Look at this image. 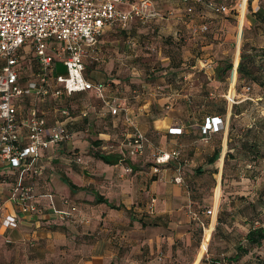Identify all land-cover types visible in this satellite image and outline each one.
<instances>
[{
  "label": "crops",
  "instance_id": "1",
  "mask_svg": "<svg viewBox=\"0 0 264 264\" xmlns=\"http://www.w3.org/2000/svg\"><path fill=\"white\" fill-rule=\"evenodd\" d=\"M259 4L258 0V8ZM259 12L264 15L262 6ZM253 22V19L248 20L250 25ZM215 24L213 35L216 39L226 23L222 20ZM255 43L258 47H264V34L259 35ZM185 51L188 53L189 50ZM165 72L170 73L171 69ZM190 73L188 71L187 75ZM163 82L159 77L154 84V92L145 94L144 100H141L143 96L138 95L136 103L126 106L141 132L159 148L164 151L179 150L180 160L184 161L181 170L183 184L173 182L176 176L173 163L164 166L156 176L151 173L150 149L143 157L134 160L126 159V150L120 147L116 152H101L125 157V161L114 165L94 160L91 155L93 139L89 134L93 132V126L88 109L70 111L69 117L60 118L53 108L46 115L48 125L56 127L64 124L74 136L71 141L56 148L39 152L38 160L32 165H42L44 168L42 175L33 179L38 205L36 215L21 216L11 201L18 183L27 184L30 180L24 178L18 182V174L0 165V264H212V261H227L235 255L237 246L245 242L254 210L261 211L257 214L264 219V209L259 204L256 207L253 205L260 194L255 188L262 181L264 185V168L260 177L254 180L248 176L251 173L248 171L251 170L250 165L241 170L232 168L234 172L224 170L223 173L222 169L232 104L224 90L227 93L230 91L229 94L234 91L235 97L237 73L234 84L230 79L223 90L220 89L221 83L213 78L205 85L188 80L184 82L186 87H181L182 91L170 94L161 90L160 84ZM151 85L147 84L148 87ZM203 87H212L208 95L197 94ZM157 88L160 90L157 91ZM190 93L193 99L202 102L215 95L226 99V113L221 116L222 129L216 134L221 139L219 162L215 165L217 174H196L199 168L196 167L199 163L197 160L206 152L196 140L201 138L199 124L205 116L199 111H190L189 104L194 101L190 100ZM156 94L160 96L156 102L165 103L160 112H154L151 106ZM246 99L243 97L233 103L241 104ZM174 102L178 105L174 106ZM85 110L87 117H82L81 112ZM94 115L96 119L107 121L103 128L95 129V139L107 143V147L100 148L102 151L111 149L113 146L109 143L114 140L115 133L121 136L127 129L123 117L119 115L118 119L115 118L102 106ZM242 115L244 112L235 115V118L243 119ZM80 119L88 120L87 127L80 128V121H83ZM113 120L120 126L117 130L108 124ZM254 120V116H249L246 127H251ZM178 126L182 129L181 134H171L170 128ZM188 143L193 146L188 153L189 156L193 152L192 158L181 150ZM212 151L209 149L207 154ZM77 158L80 162H77ZM126 167L131 169L130 173L125 172ZM66 180L74 188H70ZM238 187L240 197L244 198L240 202L236 198ZM99 197L108 205L96 204L95 200ZM64 199L68 201L67 205H63ZM151 200H154L152 212L149 211ZM111 205L115 208L111 209ZM53 207L66 211L75 207L76 211L70 221L61 222L52 214ZM207 210H213L214 214L207 216ZM193 214L198 215V220L193 218ZM5 216L16 217L17 227H2L1 220ZM54 224L56 226H52ZM200 230L205 236L198 252L196 239ZM208 243L209 250L204 256ZM251 255L252 252L236 264H252V261H247Z\"/></svg>",
  "mask_w": 264,
  "mask_h": 264
},
{
  "label": "built area",
  "instance_id": "2",
  "mask_svg": "<svg viewBox=\"0 0 264 264\" xmlns=\"http://www.w3.org/2000/svg\"><path fill=\"white\" fill-rule=\"evenodd\" d=\"M168 0H0V165L18 174V182L27 178V184L18 183L11 198L21 216L38 213L33 179L44 171L42 165L32 166L39 152L48 151L72 140L74 133L64 124L48 125L45 111L35 103L58 99L76 93L94 96L111 115H121L127 126L123 132L121 150L126 159L143 157L149 141L139 129L126 103L110 96L109 84L90 79L85 75L84 58L88 50L95 48L98 38L108 30L129 29L134 25L148 26L159 20H167L171 9L163 13L159 4ZM228 1L234 2L229 6ZM185 10L206 9L215 16L236 11L244 16L249 0H177ZM258 6L253 8L257 10ZM243 11V13H242ZM243 14V15H242ZM211 22L203 20L189 26L191 38L209 33ZM29 53L27 52V50ZM62 63L66 75L55 74V66ZM212 60H199V69H214ZM249 89V88H248ZM159 88H157V91ZM31 96V106L23 109V101ZM122 101V102H120ZM57 117L67 118L70 109L55 106ZM87 117V111L81 112ZM223 125L220 116L206 117L201 126L204 142ZM181 128L172 127L170 133L180 135ZM151 173L158 175L161 169L173 163L176 176L173 182L183 184L179 150L164 151L150 148ZM125 157L120 162L125 161ZM77 162L80 159L77 158ZM130 173L129 167L125 168ZM63 205L68 201L64 199ZM154 204V200H151ZM51 206L53 204L51 203ZM76 211L52 208L55 219L70 221ZM213 210L206 215L212 216ZM198 220V215H192ZM16 217L5 216L1 226L14 229Z\"/></svg>",
  "mask_w": 264,
  "mask_h": 264
},
{
  "label": "rangeland",
  "instance_id": "3",
  "mask_svg": "<svg viewBox=\"0 0 264 264\" xmlns=\"http://www.w3.org/2000/svg\"><path fill=\"white\" fill-rule=\"evenodd\" d=\"M259 2L264 8V0H259ZM165 3L159 4L158 9L163 13H166L168 9L173 11V14L170 15L167 20H159L143 27L134 25L128 30L127 34L119 29L105 31L100 36L95 48L88 50L84 58L86 76L90 79L107 82L109 84L110 96L121 99L127 105L136 103L135 98L142 89L146 90V94L151 93L156 87V85H154L156 82L155 80L159 78L160 72H163L162 70H168L171 66H183L186 68L184 75L181 79L177 80L180 88L186 87L184 82L188 80H196L202 84H204L203 82L206 84L209 83L210 80L214 78L215 73L211 68L205 70L199 69V60H212L215 64L219 60H228L234 68L235 61L238 60L239 62L240 51L249 54L245 51L250 52L248 47L252 46L255 42L254 40L259 36V31H262V29H254L252 25L248 23V20L252 21V14L250 11H253V8L257 6L258 0H249L245 14L243 18L241 16L240 19L236 11H232L228 15L215 16L206 9H201L199 13L197 7L191 9L189 13L185 10L187 6L179 5L177 0H174L171 4ZM228 4L232 6L234 2L228 1ZM190 17L194 20V24H199L203 20L210 21L212 27L209 33L194 39L191 38L189 30L183 23L184 18L190 19ZM222 20L226 23V27H224L225 34L224 37L218 41L214 39L213 35L217 26L215 23ZM175 29L178 30L177 39H169V34ZM203 44L206 46H203ZM185 49L189 50L188 53ZM26 50L29 53L28 49ZM258 62V66L262 67V71H264V61ZM55 67V74L66 75V68L62 63H57ZM188 71H191L192 74L190 73L187 75ZM230 75L228 76L227 82L221 84L220 89L223 90L225 87L227 88L230 79L234 84L236 75H231V77ZM185 76H188L187 79L184 78ZM242 83L243 81H237L235 86V97L234 91L229 94L230 91L227 93L226 90H224L230 101L232 100V103L234 100L237 101L243 97L248 99L239 104L241 105L240 110L244 112V115L241 116L243 119L236 118V120L233 121L236 133L235 136H241L244 140L243 143L247 142L251 144L256 142L260 146L262 153H264V88H260L253 83L250 84V86H242ZM147 84L152 85L148 87ZM149 89L151 92H149ZM147 96L149 97V95ZM218 98L219 97H215L214 99L217 100ZM71 106L73 107V109L71 108L72 111H75L76 107L78 108L76 112H79L82 108L88 109V116H90L91 125L93 126V132H89V134H92L91 137L93 139L91 140L94 145L92 149L93 154L91 155L94 160H97L94 157L96 153L119 151V147L123 140L122 133L121 136L115 133L114 140H111L109 143L113 147L111 149L106 148V151H102L100 148L102 146L107 147V143L98 142L99 140L95 139V129L103 128L102 126L107 123V121L96 119V115H94L95 112L101 109L102 104L99 100L92 95L83 94L76 96ZM246 114L248 115L246 116ZM249 116H254L255 122L251 127H246V125H249ZM117 117L118 116H115V118ZM80 122V128L87 127L86 124V126L83 124V121ZM108 124L113 126V129L117 130L120 128L118 122L115 120L108 121ZM219 138L218 135L210 136L207 142H204L202 138L196 139L199 141L198 143H200L199 146L202 149H206L205 156H200L198 158L197 161L199 163L196 167L201 168L204 166L206 157H209L207 155L212 153L208 152L209 154H207V151L219 146ZM190 140L192 141L193 139ZM95 143H100V145L96 146ZM192 147L193 146L188 143L187 146H182L181 150L188 156V153H190L189 150ZM234 147L237 149L233 152L235 159L226 160L225 171L230 170V167L235 165L238 170H241L245 165L252 164L253 161H255L252 155L247 156L244 150L241 149L238 138L236 137L229 143V148ZM192 154L188 157L192 158ZM215 165L211 166V168L209 167V171L217 174ZM262 168H264V159H259L255 162V166L253 165L250 171H253L255 174H260ZM200 174L203 173L201 172ZM200 174H197V176ZM262 183L263 181L260 182V186H257L255 189H258V191L261 190ZM239 189L240 187H238V194L236 196L238 202L244 199L240 197L241 192ZM256 220L262 221L263 219L256 218ZM206 230L208 231L209 228ZM202 236H205V233L204 235L202 233ZM203 238L204 237L199 239L201 241L198 242V252L202 242H204ZM208 250L209 243L207 250L204 252V256ZM249 257L252 259L248 258L247 261H252V263H255L257 260L264 261V244L262 248L254 249L252 255Z\"/></svg>",
  "mask_w": 264,
  "mask_h": 264
},
{
  "label": "trees",
  "instance_id": "4",
  "mask_svg": "<svg viewBox=\"0 0 264 264\" xmlns=\"http://www.w3.org/2000/svg\"><path fill=\"white\" fill-rule=\"evenodd\" d=\"M172 2H174V0L166 1V3H169V4H171ZM163 3H165V2H163ZM260 7H261V4H259L258 10L254 11V12L250 11L251 14H252V19L254 21L251 25H252V27L254 29L255 28L258 29V30L262 29V31H259L260 32L259 35H261V34L263 35L264 34V15H262L259 12ZM193 22H194V20L191 19V17H190V19L189 18H187V19L184 18V21H183V23L186 25V28L188 30H189V26L192 25ZM211 27H212V25H211ZM115 29H119V28H115ZM129 29H119V30H123L127 34ZM112 30H114V29H112ZM219 32H220L219 33L220 35H218L216 37V40H218V41H220L224 37V34H225L224 29H222V30L220 29ZM139 33H141V32H139ZM177 33H178V30L175 29L173 32H171L169 34V36H168L169 39L176 40L177 37H178ZM200 36H202V35H200ZM99 38L97 40V43L99 41ZM205 44H208V43H205ZM203 46H206V45L203 44ZM248 48H249L248 50H250V52L249 51H245V50L244 51L246 53H249V54H245L243 51H240L239 62H238V60L235 61L234 68L232 67L231 62L228 61V60H219L218 62H216V64L214 62V64H215L214 65V69H213V72L215 73L214 78L217 81H219L221 84H225L227 82L228 76L230 74L231 75H236V73H237V81H243L242 86H245V85H249L250 86V84L253 83V84L258 85L260 88H264V71H262V67L258 66V63H259L258 61H262V62L264 61V47H258L257 44L254 42L252 44V46H249ZM84 65H85V62H84ZM169 69H171L170 73L169 72H165V70H162L163 72H160V76L159 77H161L162 80L164 81L163 83L160 84L161 85L160 87H162L161 90L163 92H165V93L168 92L170 94L182 91L181 90L182 88H180V85L178 84L177 80L181 79V77L183 76V73L185 72L186 68H184L183 66H179V67L178 66H171ZM202 73H204V72H202ZM85 75H86V66H85ZM203 83H204V85L206 84L205 82H203ZM210 89L211 88L203 87L202 90L198 91L197 94L198 95H208V93L210 92ZM149 92H151L150 89H149ZM146 93L147 92H146L145 89H142L139 92L138 95L143 96L141 98V100L145 99V97H146L145 94ZM80 95H83V94L76 93V94H73L71 96H66L65 95V96H62V97H60L58 99H48V98H46L45 100H43L41 102H38V105H37V102H36L35 105L39 106L40 109H46L47 111L44 110L46 115H49L48 111L51 110V109L53 110V108H55V106H57V107H66V108L70 109L71 112H74V111L71 110V108L73 109V107L71 106V103H72V101H74V98L76 96H80ZM156 95L157 96H154V98H153V99H155V101L151 104V106H152V109H153L154 112H160V108H164L165 103L162 104V103L156 102V100L158 98H160V96H158V94H156ZM190 95H189L190 96V100L191 101L194 100L193 103L189 104L190 111H199L200 113H202L203 117L205 116L203 118L202 122L199 124V126H200V134H201V126L204 124V121H205L206 117H212V116H220L221 117V116H223L226 113V105H227L226 104V99L224 97H219L218 96L219 98L216 100V99H214L215 97H217L215 95V96L209 98L208 100H206L205 102H202V100L193 99L191 93H190ZM30 100H31V96H28L23 101V104H22V108L23 109L28 108L29 106H31L32 103H31ZM197 101H199V102H197ZM176 104H177V102H174L173 105L175 106ZM41 105H42V107H41ZM200 105H202V107H200ZM77 109L78 108L76 107L75 111H77ZM241 112L242 111L240 110L239 104H235V103L231 104V115H230L229 126H228L227 151H226V154L224 156L223 168H222L223 169V173H224V170H225L226 160L235 159V156L233 155V152L235 150H237L236 147L229 148V143H231V141L233 140V138L235 139V137L238 138V143L240 144L241 149L244 150V152L247 154V156L248 155H252V158H254L255 161H253V163H252L254 166H255V162L256 161H258L259 159H264V153H262V151L260 150V146L256 142H253L251 144L250 143L248 144L247 142L243 143L244 140L242 139L241 136H235L236 133H235L233 121L236 120L235 115H238ZM116 116H119V115H116ZM120 117H121V115H120ZM87 122H88L87 119L83 120V124L84 125ZM221 129L222 128H220L219 130H217L216 133H214V134H212L210 136H214V135L217 136L216 134H219L221 132ZM201 138H202V135H201ZM147 139L149 141V147L150 148L159 147L156 143L151 141L148 137H147ZM219 141L221 143V139L220 138H219ZM98 142H101V141H98ZM220 143H219V146H218L219 148L217 147V148L213 149L212 153L210 155H207L209 157H206L204 165H206V166H214L218 162L219 157H220ZM95 145L99 146L100 143H95ZM150 148H147V149H150ZM94 157L97 160H100L103 163L108 164V165L117 164L120 161V159H121L118 156L109 155V154L106 155V154H103V153H96L94 155ZM183 162L184 161L181 159L180 160L181 165L183 164ZM252 164H249L251 169H252V166H253ZM150 166H151V164H150ZM245 167H246V165L243 168L246 169ZM232 168L233 169H238L236 167V165L233 166V167H230L231 172H234V170ZM198 169L196 171L197 174H200L201 172L202 173L209 172L210 174H215L214 172L211 173L209 171V167H205V168H203V167L200 168L199 167ZM181 170H182V168H181ZM216 171H217V169H216ZM248 171L251 172L248 176L250 178H252L253 180L260 177V174H258V173L255 174V173H253V171H250V170H248ZM154 176H156V175H154ZM181 176H182V174H181ZM65 182L70 188H74L73 185L70 182H68L67 180ZM259 191H260V194L257 197V201H255L253 205L256 207L257 204H259L261 206L260 208L263 210L264 209V185H262V188ZM95 203L96 204H106V205H108V203L105 200H103L101 197L97 198ZM149 204H150L149 205L150 206L149 207V211L152 212L154 204H151V203H149ZM114 208L115 207L111 205V209H114ZM199 211L200 210L197 209L196 212L199 213ZM260 212H256V210H254V214L252 213V216H251L252 224L249 227L250 229H249L248 233L245 236V242L242 243V244H239L237 246L235 255L232 256L231 258H229L227 261L226 260L225 261H223V260L222 261L221 260L212 261V264H236V263H238L241 260V258H243L244 256H247L254 249L262 248V246L264 244V219L262 221H257L256 220V218L257 219H261V216H259L257 214V213H260ZM218 219L220 220V218H218ZM254 222H258V224H260V225L256 226L257 223H254ZM203 225L206 226L205 222L203 223ZM52 226H56V224H54ZM202 233H203V231L200 230V235H198V237L196 239L197 244H198L199 241H201L199 239H201L203 237ZM252 264H264V261H260V260L258 261L257 260V261H255V263H252Z\"/></svg>",
  "mask_w": 264,
  "mask_h": 264
},
{
  "label": "bare ground",
  "instance_id": "5",
  "mask_svg": "<svg viewBox=\"0 0 264 264\" xmlns=\"http://www.w3.org/2000/svg\"><path fill=\"white\" fill-rule=\"evenodd\" d=\"M242 13H243V11H242ZM243 15V14H242ZM242 18H243V16H242Z\"/></svg>",
  "mask_w": 264,
  "mask_h": 264
}]
</instances>
